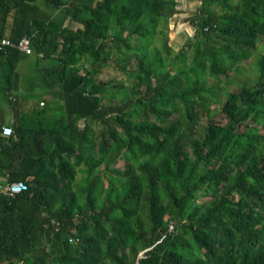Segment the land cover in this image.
I'll return each mask as SVG.
<instances>
[{"label":"trees","instance_id":"trees-1","mask_svg":"<svg viewBox=\"0 0 264 264\" xmlns=\"http://www.w3.org/2000/svg\"><path fill=\"white\" fill-rule=\"evenodd\" d=\"M184 2L175 52L179 0H50L75 24L58 37L36 0H0V39L55 58L48 83L79 74L94 113L126 105L98 128L14 98L10 136L0 110V179L27 185L0 194V264H264V0ZM259 41L256 76L229 91Z\"/></svg>","mask_w":264,"mask_h":264},{"label":"crops","instance_id":"crops-1","mask_svg":"<svg viewBox=\"0 0 264 264\" xmlns=\"http://www.w3.org/2000/svg\"><path fill=\"white\" fill-rule=\"evenodd\" d=\"M50 0H36V4L41 7L49 16L48 27L58 37L65 27H75L71 20V11L68 7L51 8L48 6ZM86 4H94L95 0H73ZM185 5L189 3L183 2ZM57 63L55 58L41 59L40 55L33 52L31 55L20 53L17 61L12 66L7 53L0 51V110L3 112L4 123L10 126L13 123V111L11 102L14 98L29 97L31 94L40 91L44 100L62 104L66 109L68 118L80 116L86 118L90 116L92 121L99 119V113H94V105L87 95L73 92L80 80L79 74H69L63 81L48 83L47 77L52 72ZM13 73L16 79H13ZM41 100L40 106H45V101ZM28 105H27V107ZM82 123V120L80 121ZM2 180V179H0Z\"/></svg>","mask_w":264,"mask_h":264},{"label":"rangeland","instance_id":"rangeland-1","mask_svg":"<svg viewBox=\"0 0 264 264\" xmlns=\"http://www.w3.org/2000/svg\"><path fill=\"white\" fill-rule=\"evenodd\" d=\"M184 2V0H179ZM198 4L196 2H191L188 5H185L184 3L181 4V8L171 17L169 21V32H168V39L171 46L174 48L175 52L184 44V42L187 40V38L193 36V28L190 25L191 19L196 15V8ZM162 41L161 36H157L154 40V44L157 47H160ZM262 43L259 41L257 43L256 49L253 51L250 58L245 60L241 63V70L238 74L233 75L234 81L231 84H229L227 87L229 91L236 90L238 85L242 82H250L252 78L256 76V70H255V64L257 57L259 54L262 53ZM191 51L187 53V59H190L191 57ZM234 74V73H232ZM113 74L109 73L108 75L102 77V78H112ZM119 79L126 80L129 84H133V79H128L126 76H120ZM222 79H224L222 77ZM214 82V79L212 77H208L207 83L211 85ZM225 84V83H224ZM23 102L25 107H29V110H32V112L38 113V112H44L47 123H54L55 120L64 112L66 113V109L62 104H57L56 102L44 100V96H42V93L40 91H37L29 97H19ZM224 95H221V103L224 102ZM41 100L45 101V106H40ZM126 106V105H125ZM108 107L106 109H103V111L99 114V119L95 122L98 125V128L102 127V123L105 122L104 117L107 114L112 113H118L121 112L124 107ZM220 105H218L219 107ZM149 119L153 120V116H149ZM206 125V117H202L200 121V126ZM81 177V175H78V179Z\"/></svg>","mask_w":264,"mask_h":264},{"label":"built area","instance_id":"built-area-1","mask_svg":"<svg viewBox=\"0 0 264 264\" xmlns=\"http://www.w3.org/2000/svg\"><path fill=\"white\" fill-rule=\"evenodd\" d=\"M14 48L22 54L31 55L33 53L31 39L27 36L20 38L17 42H12L9 39H0V51ZM13 134L11 126H5L2 130L3 136H10ZM27 189V185L24 182H11L8 183L5 180H0V194H5L8 197H15ZM173 229V226L170 227Z\"/></svg>","mask_w":264,"mask_h":264}]
</instances>
